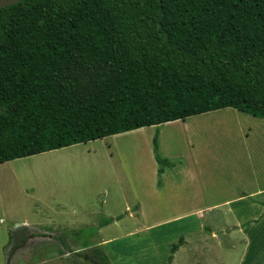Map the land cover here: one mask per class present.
Returning <instances> with one entry per match:
<instances>
[{"label": "trees", "instance_id": "obj_1", "mask_svg": "<svg viewBox=\"0 0 264 264\" xmlns=\"http://www.w3.org/2000/svg\"><path fill=\"white\" fill-rule=\"evenodd\" d=\"M225 109L264 120V0L0 9V165ZM152 143L159 186L175 164L159 157L158 132ZM36 237L10 231L7 259ZM81 248L93 264H111L101 247Z\"/></svg>", "mask_w": 264, "mask_h": 264}, {"label": "rangeland", "instance_id": "obj_2", "mask_svg": "<svg viewBox=\"0 0 264 264\" xmlns=\"http://www.w3.org/2000/svg\"><path fill=\"white\" fill-rule=\"evenodd\" d=\"M233 112L238 116L223 113L239 118L236 126L197 128L195 120L206 119L197 116L163 128L161 142L159 128L145 129L0 165V264H93L89 253L81 250L84 244L101 247L111 264H168L171 248L179 249L184 239L188 249L175 264H195L199 259L213 264L221 257L235 264L239 245L227 257L230 251H218L210 240L209 229H213L223 230L226 241L230 237L241 241L239 235L224 232L235 226L228 207L200 205L188 191L194 185L190 174L197 171L202 172L211 193L208 201L213 202L229 197L237 182L246 186L254 179L252 174L244 181L243 170L248 168L244 158L249 151L254 155L264 150V127L251 122V140L244 144L239 134L250 136L245 130L249 122L242 118L244 114ZM208 130L214 140L207 137ZM156 132L159 157L175 164L164 172L176 169L178 175L187 169L178 176L180 188L172 185L177 182L172 173L164 190L157 189L162 176L158 186L152 143ZM195 209L214 220H199ZM230 209L235 216L239 207ZM108 220L111 223L103 226ZM24 222L34 227L16 226ZM20 227L41 237L7 259L8 233ZM58 237L66 239L75 253L68 254ZM198 246L206 247V253L196 255Z\"/></svg>", "mask_w": 264, "mask_h": 264}, {"label": "crops", "instance_id": "obj_3", "mask_svg": "<svg viewBox=\"0 0 264 264\" xmlns=\"http://www.w3.org/2000/svg\"><path fill=\"white\" fill-rule=\"evenodd\" d=\"M226 110H230V111H226ZM233 111L234 110H231V109H225V110H220V111L209 113V114H204V115H201V117H206V120L204 122H208V123L205 124L202 120L203 118L202 119L200 118L199 120H195L196 122L194 124L197 128L201 126H207L210 129H213L214 127L222 125V124L227 125V126L229 125L236 126L237 125L236 122L240 121L238 120L239 118L226 116L227 114L230 115L231 113H223V112H232V114L238 116ZM221 113L225 114V116L219 115ZM242 118L246 119L247 122H249L247 126L245 127V130H248L250 136L249 135L245 136V132H243L242 135L241 133L239 135H240V139L243 140V143L247 144L251 140L250 123L258 122L257 125H259L260 127L262 126L264 127V120H258V119L256 120L253 118H248L245 115H242ZM189 119L190 118H188L185 121H177V122L168 123V124L160 126L158 129L160 142H161V136L163 133V128L177 126L179 122H181V124H185ZM209 126H212V128ZM145 129H149L151 131L155 130L153 127H151V128L140 129L139 131H143ZM208 132L210 133L207 136L209 140H214V134L212 130H208ZM129 133H133V132H129ZM129 133H125V134H129ZM216 134H217V131H216ZM121 135H117V136H121ZM259 152L260 153H256L253 155V152L249 151L246 155V158H244L246 166L248 167L245 170H243L244 181L247 176L251 175L252 177V174H253L254 179L252 180L250 179V183H248V185L246 186L243 183L237 182L234 185L229 197H227L222 202L208 201L210 199L211 193L207 191L208 190L207 185L202 180L203 174L201 171L200 173L199 171H197V172H192L190 174V175L193 174V176H191L190 179L192 180L191 183H194V185H190L193 187H190L188 191L192 190L195 201L201 203L200 205H205V206L213 205L212 207H217V206L228 207L227 212L230 213L231 215L230 218H232L233 221L235 222V226L227 227L226 231L224 232L230 231V234L239 235L241 238V241H234L233 239H231L232 237H230V239L226 241L224 238H226L227 236L223 233V230L217 231L213 229H209L210 235H211V239L210 238L209 239L215 242L216 246L215 245L213 246L218 251L219 250L220 252L221 250L222 252L230 251L228 252L227 257H230V253L233 251H236L237 248L240 246L241 250L238 253V260L235 261V264H264V207L262 206L264 204V157L260 158V156L262 157V152L264 153V150H259ZM170 158L173 159L174 157H170ZM173 171H170V172L166 171L163 173L162 186L160 188H157L159 192H162L164 190L165 181L169 178L168 177L169 174L172 175V173L175 174V178L177 180V182L172 183V185L175 186V188L181 187V184L178 181V176L182 174V172H186L187 169L183 170L181 173H178V175L177 173H174ZM233 206L239 207L235 216L231 212L232 209H230ZM195 211H196V217L199 220H203V221H213L214 220L212 215H204L205 213L202 212V209H198V210L195 209ZM16 226H27L29 228L34 227L25 222L19 223V225H16ZM202 228H203V231L205 232L207 231L208 227L203 226ZM154 230L155 229L149 232H152ZM187 246H188V241L184 239L182 245L179 247V249L177 250V252L174 254L172 258V262L174 264L176 262L177 257L179 255L181 256L183 252H185V250L188 249ZM194 251L196 255L200 256L199 253L204 254L206 253L207 249L206 247L198 246L197 248L194 249ZM223 258L221 257V260L219 262L216 261L213 264H227L228 263L227 261L229 258H227V261L226 260L224 261ZM195 264H212V262L206 261L205 263L201 259H199V261L195 262Z\"/></svg>", "mask_w": 264, "mask_h": 264}, {"label": "water", "instance_id": "obj_4", "mask_svg": "<svg viewBox=\"0 0 264 264\" xmlns=\"http://www.w3.org/2000/svg\"><path fill=\"white\" fill-rule=\"evenodd\" d=\"M22 1L23 0H0V9L16 5Z\"/></svg>", "mask_w": 264, "mask_h": 264}, {"label": "bare ground", "instance_id": "obj_5", "mask_svg": "<svg viewBox=\"0 0 264 264\" xmlns=\"http://www.w3.org/2000/svg\"><path fill=\"white\" fill-rule=\"evenodd\" d=\"M202 120H203V122H204L206 119H202ZM200 121H201V120H200ZM204 123L206 124V123H208V122H204Z\"/></svg>", "mask_w": 264, "mask_h": 264}]
</instances>
